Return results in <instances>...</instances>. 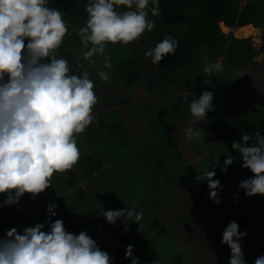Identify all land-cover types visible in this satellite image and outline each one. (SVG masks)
<instances>
[{
	"label": "clouds",
	"instance_id": "1",
	"mask_svg": "<svg viewBox=\"0 0 264 264\" xmlns=\"http://www.w3.org/2000/svg\"><path fill=\"white\" fill-rule=\"evenodd\" d=\"M161 11L160 0H88L87 18L82 26L72 28L82 45L81 60L96 69L95 57L103 58V67L95 74L108 83L113 64L107 47L138 42L156 28L149 13L158 17ZM65 15L49 6V0H0V195L5 197L0 209L17 205L25 194L35 201L52 187L54 175L70 173L81 159L78 137L95 121L93 110L99 98L91 73L83 64L78 65L82 69L78 74L73 73L68 59L57 55L69 33ZM178 47L179 41L165 34L144 57L159 66ZM223 71L219 60L203 67L209 78ZM214 95L213 90H202L191 101L194 123L185 129L186 140L200 139L201 129L195 123L214 111ZM182 102L187 103V98ZM231 149L239 153L241 168L252 173L238 182V188L246 198L264 196V135L259 130L243 133L232 141ZM234 161L227 155L220 172L227 174ZM215 177L216 171L206 169L195 179L207 183V195L218 205L223 185ZM57 208L59 204L48 202L43 223L4 230L0 264H114V257L86 230L69 232L63 219H53ZM97 213V219L102 215L110 225L118 220L124 223L125 234L131 222L139 225L144 216L135 207ZM247 235L235 220L223 230L221 243L230 249L228 264H247L242 244ZM134 248L126 245L124 257L130 264H140ZM254 264H264V255L257 256Z\"/></svg>",
	"mask_w": 264,
	"mask_h": 264
},
{
	"label": "rangeland",
	"instance_id": "2",
	"mask_svg": "<svg viewBox=\"0 0 264 264\" xmlns=\"http://www.w3.org/2000/svg\"><path fill=\"white\" fill-rule=\"evenodd\" d=\"M245 1L241 0V3ZM221 26L224 32H229L234 37L252 36L253 44L259 53L247 65L242 64V69L228 66L226 68L229 72L224 70L210 78L206 76L202 79V84L215 77L216 84L211 88L218 90L222 95L224 91H228L230 97L235 92L233 96L237 94L244 101L247 99L245 95L247 91L251 95V90L254 91L255 86L264 89V26H254L250 31L240 30L241 26H227L224 22H221ZM72 28L57 55L68 59L70 66L78 72L82 70L78 65L83 64L91 73V79L96 82L95 92L99 102L93 110L95 121L88 127V131L98 119L106 121L119 118L118 114L117 116L112 114L113 109L120 108L124 115L122 117L124 120L127 119L125 121L131 128L133 143L118 146V151H113L110 146L108 148L102 144L106 135L96 141L87 137L86 130L78 137L81 159L74 169L70 173L54 175L52 187L40 194L35 201L27 195L24 202L26 210L20 208V203L0 209L2 219L0 224L3 225L0 229L16 227L20 230L37 222L43 223L48 216L45 205L53 202L59 204V208L55 209L58 215L53 219H63L69 232L79 233L86 230L102 250L108 251L114 257V264H130L124 257L128 244L135 245L134 254L140 258V264H228L230 249L221 243V236L232 220L238 222L240 231L247 229L249 233L242 240L243 248L248 236L255 233L254 230L261 234V243L264 242V196L246 198L244 190L239 189L236 183L223 188V192L228 193V197L232 199L224 202L227 210L220 205L219 212L217 204L199 209L195 203L197 200H203L206 192L200 193L202 196L200 199H195L189 190L185 191L186 193L182 191V185L191 184L187 178H191V182H196V176L202 174V164L192 165L193 168L184 174L185 180L171 182L176 178L175 172H179L181 165L170 151L171 140L168 131L165 130L168 125L171 126L172 121L175 119L177 121L171 131L176 142H179L188 164L202 161L211 146L218 142L206 117L195 123V126L201 129V136L204 138L191 141L185 139V129L194 123L189 111L190 103L198 98L195 84H189L186 73H179L173 81L162 83L155 77L156 70H153L155 65L145 58L147 65L143 67L144 77L131 84L125 83L117 70L123 68L133 56L134 50H138L141 42L138 41L127 46L117 44L107 47L106 53L111 58L113 68L110 71L109 82L103 83L95 74L97 69L103 67V58L95 57L96 69L88 62L82 61L80 58L82 45ZM217 60L223 64L224 57L220 56ZM223 66L226 69V65ZM233 72L237 76L232 81L227 77V73L231 75ZM206 84L209 83L204 84V89L208 86ZM185 97L187 103L182 102ZM250 107L254 105L250 104ZM227 112L229 116L233 115L228 109ZM156 147L161 152L164 164L172 158L173 163L165 164L171 180L164 175L165 170H162L164 166L156 161L155 155L151 152ZM126 160L128 163L124 168ZM244 175L247 178L252 173L247 170ZM193 192L195 194V191ZM234 196L238 198V202L233 199ZM4 198L0 195V202ZM65 205L67 210L61 211L60 208ZM107 206L108 209L137 207L138 212L143 211V220L139 225L131 222L125 234L124 223L121 221L110 225L102 215L97 219V212L108 210ZM78 209L81 210L83 218H77L74 214ZM254 239L253 237L249 241V245L256 242L257 238ZM248 248L247 245L243 251L250 260L252 252L247 251Z\"/></svg>",
	"mask_w": 264,
	"mask_h": 264
},
{
	"label": "trees",
	"instance_id": "3",
	"mask_svg": "<svg viewBox=\"0 0 264 264\" xmlns=\"http://www.w3.org/2000/svg\"><path fill=\"white\" fill-rule=\"evenodd\" d=\"M87 2L88 0H49V6L59 8L66 13L64 19L69 25V30H71V27H74V25H83L87 18V13L85 12ZM160 7L162 11L158 17H152L151 13H149V19L155 20L156 28L152 32L146 31L140 37L139 41L141 42L139 43L138 50H134L133 56L129 58L122 69L117 70V73L127 84L138 81L144 77L143 67L147 65L146 60H144L145 51L153 48L164 38L165 34H170L174 39H177L179 41V47L176 49L175 55L166 56L160 62L159 66L154 67L153 70H156L155 77L162 83H168L173 81L177 74L186 73L185 75L189 77V84H195V92L198 97L202 90H213L215 92L213 100L214 111L209 112L206 118L215 132L218 142L211 146V149L206 153L202 161L193 162L192 164L186 163L185 156L176 142L174 135L170 133V130L177 123L175 119L176 114L174 113L173 117L175 120L165 130L168 131V137L171 140L170 151L181 164L179 172H175L177 173L176 178L172 179L166 168V165L173 163L172 158L167 163L165 162V165L160 155L161 152L157 147L151 150V152L155 155L156 161L162 167L164 166V169H162L163 171L165 170L164 175L168 179H172L171 182L185 180L184 174L186 172L192 169L194 165L202 164V174L206 169L216 171L215 179H219L223 188L227 185H236L241 179L245 178L244 173L248 169L241 168L239 153L231 149V143L233 140H239L243 133L251 134L259 130L261 135H264V89H259L258 86H255L254 91L251 90V95L247 91L245 94L247 99H244V101L237 94L233 96L235 92L230 97L228 91H224L222 95L218 90L211 88V86L216 84L215 77L210 79V83L206 84L208 86L204 89L203 86L205 83L202 84V79L207 75L203 72V67L206 62H215L220 56L224 57L223 64L226 65L225 68L234 66L237 69H242V64L245 66V64L247 65L250 61L254 60L259 50L253 44V37H234L231 33L224 32L221 22H224L225 25L230 27L247 24H253L256 27L264 26V0H246L244 3H241V0H160ZM147 59L151 60V58ZM71 68L73 73H79L73 67ZM227 68L224 70L229 72ZM235 73L237 72L235 71ZM227 74L230 80L232 79L233 81L236 79L237 75H234V72L231 75L229 73ZM227 102L229 103L227 104ZM250 104H253L254 107L249 108ZM227 109L233 115L229 116ZM113 110L114 114L112 115L117 116L118 114L119 118L106 121L104 119H98L93 128H89V131L87 129V137L97 141L98 138L103 139L106 135L107 138L104 137L105 141L102 144L108 148L111 147L113 151H118V146H126L130 142L133 143V141L131 139V128L125 121L127 119L125 118L124 120L121 109L115 108ZM161 125H163V122ZM99 134L101 135L99 136ZM108 136H111V138ZM227 155H232L235 161L232 165L228 166L227 174H224L220 172V167L224 166V160L227 158ZM123 160L125 161V157ZM95 162H97V159ZM126 163H128L127 160L123 166L124 168ZM172 172H174L173 169ZM187 179H190L191 184L182 185L183 192L189 190L188 192L195 199H200L202 197L200 193L206 192V199L197 200L195 203L196 208H208V206L210 207L215 204L207 195V183L191 182V178ZM193 191H195V194ZM220 199L222 202L218 204L219 212L221 211L219 208L220 205H223L225 210H227L228 207L224 202L226 200H232L228 197V193L223 191ZM137 207H135L136 211ZM74 214L77 218L84 217L82 213L76 214V211ZM69 218L71 219L72 217ZM254 232H251L252 235L248 236L243 248L244 250L248 245L249 248L247 251L251 250L252 252L250 260L245 256V259L249 262L248 264H254L257 256L264 255V242L262 241L261 243V234H257L258 231L256 230ZM250 237L252 239L253 237L255 239L257 238L256 242L254 241L252 245H249V241L252 240L249 239ZM100 242H102V239H100Z\"/></svg>",
	"mask_w": 264,
	"mask_h": 264
},
{
	"label": "crops",
	"instance_id": "4",
	"mask_svg": "<svg viewBox=\"0 0 264 264\" xmlns=\"http://www.w3.org/2000/svg\"><path fill=\"white\" fill-rule=\"evenodd\" d=\"M253 27H254V25L253 24H251ZM95 125V124H94ZM173 130V129H172ZM170 133L173 135V131H171L170 130ZM175 137V136H174ZM201 138L203 137V136H200ZM178 145H179V142H178ZM26 200H27V194H25L22 198H21V200H20V208L21 209H24V210H26V206H24V202H26ZM72 203V202H71ZM67 206L65 205L64 207H61L60 208V210L62 211H66L67 209ZM76 208V207H75ZM77 209V208H76ZM107 209H108V206H107ZM81 210L80 209H78L77 211H76V214H81V212H80ZM7 218V217H6ZM0 221H2V219H0ZM3 225L2 224H0V228L2 227ZM3 232H4V229H0V236H2L3 235Z\"/></svg>",
	"mask_w": 264,
	"mask_h": 264
},
{
	"label": "bare ground",
	"instance_id": "5",
	"mask_svg": "<svg viewBox=\"0 0 264 264\" xmlns=\"http://www.w3.org/2000/svg\"><path fill=\"white\" fill-rule=\"evenodd\" d=\"M254 27L251 24H247V25H243L240 27V30H244V31H250L251 29H253ZM254 31V30H252ZM245 33V32H244Z\"/></svg>",
	"mask_w": 264,
	"mask_h": 264
}]
</instances>
